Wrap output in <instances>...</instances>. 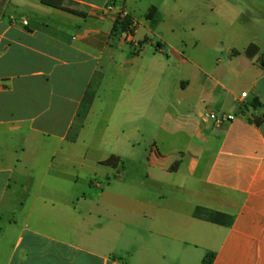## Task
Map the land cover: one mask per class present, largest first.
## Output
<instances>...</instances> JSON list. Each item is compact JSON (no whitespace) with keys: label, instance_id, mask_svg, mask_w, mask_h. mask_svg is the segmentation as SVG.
<instances>
[{"label":"crops","instance_id":"crops-1","mask_svg":"<svg viewBox=\"0 0 264 264\" xmlns=\"http://www.w3.org/2000/svg\"><path fill=\"white\" fill-rule=\"evenodd\" d=\"M202 1L0 0V264H264V15ZM184 8L206 37L176 40Z\"/></svg>","mask_w":264,"mask_h":264},{"label":"rangeland","instance_id":"rangeland-1","mask_svg":"<svg viewBox=\"0 0 264 264\" xmlns=\"http://www.w3.org/2000/svg\"><path fill=\"white\" fill-rule=\"evenodd\" d=\"M242 1L243 0H241V3H240L241 7L247 10H253L257 12L259 15H264V0H244L243 2ZM229 4L232 9H234V7L238 5L236 0H229ZM193 8H194V5L192 6L190 5V9L193 10ZM198 9L199 10L201 9V11L203 10L202 13H205L206 15H208L207 14V12L209 11L208 0H203L202 4L200 5V7H198ZM170 23H172V25L175 28V34L178 37L176 40H179V37H182V39H184L185 41L191 42L197 36H201L204 38L208 35V30L205 27H201V25L198 24L193 13L190 12L187 8H184L181 14L177 13L176 16H173ZM216 31L221 36L220 38L216 39V43H219V44L227 43L230 40L229 38L225 37V35L223 34V31L221 30L219 31L218 28L216 29ZM260 35L264 39V32H260ZM93 133H94V130H91L90 132H88L87 136L89 137L94 136ZM83 148H84L83 146H80L81 151L83 150ZM65 150H66V147L65 149L61 147L57 152L58 154H61ZM140 150L141 151L139 153V158L138 159L136 158V161L134 162V165L132 167L133 170L129 174V179L133 181L134 194L135 195L138 194L141 196V194L143 193V192L141 193V189L143 188L142 181L145 179L144 176L146 175V171L148 169L147 167L148 161L146 159V155H147V150L149 151V149H148V146L143 145ZM87 164H88L87 170L89 172L98 171L101 174V177H97L92 172L91 176L87 174L88 179H92V180L96 179L98 181H101V184L103 185L104 188H106L109 183H112L114 186L113 188L114 190H117V189L120 190L121 184L117 183V179H118V175H120V173H123V169H120V171L118 172L113 169L107 168L106 166L98 165L96 162H93V161L91 162L89 161ZM103 172H108L109 180L103 176L102 174ZM81 177L84 178L85 176H81ZM105 219H106V216H105ZM139 228L140 226L138 224H134L132 228L129 225H127V223L121 224V226L119 227L120 229L119 234L120 236H137V233L139 232Z\"/></svg>","mask_w":264,"mask_h":264},{"label":"built area","instance_id":"built-area-1","mask_svg":"<svg viewBox=\"0 0 264 264\" xmlns=\"http://www.w3.org/2000/svg\"><path fill=\"white\" fill-rule=\"evenodd\" d=\"M95 14L103 19L112 17L116 22H125L127 19H130L131 24L128 31L123 33V37L126 42L133 44L135 47H139V44L135 40V35L142 25L140 20L132 19L130 14L125 9H117L111 4L101 8H96ZM22 23L27 25L26 21H23ZM246 95L247 94H244L243 97H246ZM209 116L215 118L218 126L228 121V118L225 116H218V114L214 111L209 112Z\"/></svg>","mask_w":264,"mask_h":264},{"label":"trees","instance_id":"trees-1","mask_svg":"<svg viewBox=\"0 0 264 264\" xmlns=\"http://www.w3.org/2000/svg\"><path fill=\"white\" fill-rule=\"evenodd\" d=\"M42 3H44L45 5L54 7V8H59V9H63L62 6V0H42ZM131 24V20L127 19L125 22H117V30L119 31V33H125L128 31L129 26ZM86 114L85 113H80V117H84ZM213 255L210 254L208 255L203 264H212L213 262Z\"/></svg>","mask_w":264,"mask_h":264}]
</instances>
